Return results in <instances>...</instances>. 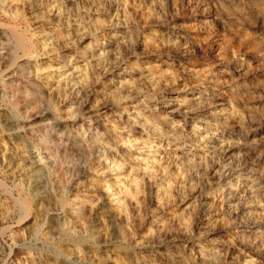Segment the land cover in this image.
<instances>
[{
  "label": "rangeland",
  "instance_id": "1",
  "mask_svg": "<svg viewBox=\"0 0 264 264\" xmlns=\"http://www.w3.org/2000/svg\"><path fill=\"white\" fill-rule=\"evenodd\" d=\"M0 264H264V0H0Z\"/></svg>",
  "mask_w": 264,
  "mask_h": 264
},
{
  "label": "bare ground",
  "instance_id": "2",
  "mask_svg": "<svg viewBox=\"0 0 264 264\" xmlns=\"http://www.w3.org/2000/svg\"><path fill=\"white\" fill-rule=\"evenodd\" d=\"M1 4H2V2H1ZM32 11V10H31ZM2 31V30H1ZM14 32V31H13ZM2 33H6V31H4V32H1V35H2ZM16 34H18V33H16ZM23 37V36H22ZM17 38V37H16ZM20 43H19V41L18 40H15L14 42H9V47L10 48H18V47H20ZM30 46V45H29ZM8 52V51H7ZM17 54V53H16ZM12 55V54H11ZM4 56H5V54H4ZM97 57V56H96ZM3 60V59H2ZM18 62V61H17ZM13 63V62H12ZM16 64V63H15ZM16 92H17V95H16V97L15 98H13V101H12V103H14V104H17L18 102H19V97H20V91H19V89L17 88L16 89ZM81 92V91H80ZM190 93V92H189ZM31 95H32V97H33V99H37V96H36V93L34 92V91H32L31 92ZM19 113H21V112H19ZM8 123L11 125V122L10 121H8ZM9 125V126H10ZM12 129V128H11ZM65 152V151H64ZM27 161V164L28 165H26L27 166V168L26 169H29L30 171H32V174H33V176H34V179H33V182H34V185H37V182H39V179L40 178H38L37 177V175H36V171H35V167H37L36 166V160H35V156H34V153H33V151L29 148V150H28V159L26 160ZM25 170V169H24ZM46 172V171H45ZM35 173V174H34ZM38 191V190H37ZM78 217H82V214H80ZM157 230V229H156ZM154 234V233H153ZM153 234H152V236H153ZM155 235V234H154ZM151 236V235H150ZM155 237V236H154ZM144 239H145V237H144ZM149 239H150V241H152V240H154V239H152L151 237H149L148 236V242H150L149 241ZM152 239V240H151ZM147 242V241H146ZM106 253H107V251H106ZM105 253V254H106ZM159 254H161V255H164L165 253L163 252V251H159L158 252ZM107 255V254H106ZM167 255L165 254V257H166Z\"/></svg>",
  "mask_w": 264,
  "mask_h": 264
}]
</instances>
